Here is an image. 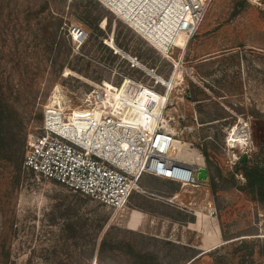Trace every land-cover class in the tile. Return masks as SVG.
<instances>
[{
    "label": "rangeland",
    "instance_id": "374dc122",
    "mask_svg": "<svg viewBox=\"0 0 264 264\" xmlns=\"http://www.w3.org/2000/svg\"><path fill=\"white\" fill-rule=\"evenodd\" d=\"M204 2L197 31L162 48L100 0H0L1 106L24 143L23 160L0 155V264H264V201L235 171L244 154L264 163V0ZM103 81L175 132V156L207 169L201 187L144 175L113 214L24 166L46 107L68 114ZM96 231L108 247L90 255Z\"/></svg>",
    "mask_w": 264,
    "mask_h": 264
},
{
    "label": "built area",
    "instance_id": "2783aa9c",
    "mask_svg": "<svg viewBox=\"0 0 264 264\" xmlns=\"http://www.w3.org/2000/svg\"><path fill=\"white\" fill-rule=\"evenodd\" d=\"M100 1L129 23L126 16L133 0ZM204 1L165 0L163 14H169L176 36L168 43L197 31L206 13ZM153 21L164 23L162 15H155ZM75 31L77 36L82 34L80 28L73 26V37ZM129 82L127 89L131 93L144 86ZM104 83L86 94L85 106L73 108L68 114L63 109L46 107L43 133L29 143L24 166L91 198L113 214L119 213L140 189L144 175L201 187L197 177L199 164L194 159L181 160L174 154L175 132L152 118L146 124L136 119L128 106L118 102L115 89ZM74 117L80 118L78 126L72 123Z\"/></svg>",
    "mask_w": 264,
    "mask_h": 264
},
{
    "label": "trees",
    "instance_id": "16d2710c",
    "mask_svg": "<svg viewBox=\"0 0 264 264\" xmlns=\"http://www.w3.org/2000/svg\"><path fill=\"white\" fill-rule=\"evenodd\" d=\"M95 20H99V18H95ZM60 55L61 52L57 50V53L54 56L60 57ZM56 57L52 59V62L57 65H61ZM155 101L157 102V98ZM15 114V111L10 108L7 103H5L2 107L0 100V155L11 162L23 160L24 153L23 134L21 129L22 121L17 118ZM201 154L206 155V152L202 151ZM21 164L22 161L19 162V164L17 163L19 167ZM236 164L235 171H240L245 177V185L243 188L249 189L250 192L255 193L260 200L264 201V163L255 161H239ZM65 230L66 229H64V231ZM96 235L97 231L94 232L92 241L90 240V255L93 254L95 246H97V252L99 253L103 252L108 247L107 237H104L98 243ZM66 237L68 236L66 235Z\"/></svg>",
    "mask_w": 264,
    "mask_h": 264
},
{
    "label": "bare ground",
    "instance_id": "6f19581e",
    "mask_svg": "<svg viewBox=\"0 0 264 264\" xmlns=\"http://www.w3.org/2000/svg\"><path fill=\"white\" fill-rule=\"evenodd\" d=\"M164 3L165 0H133V6L128 8V15L126 16L130 20V26H133L137 31L143 32L146 36L150 37L157 46H161L162 48L166 47L169 41L176 38L173 34L174 32H172V24L168 20L169 14H163ZM155 15H162L164 23L159 24L158 21L154 22L153 19H155ZM75 34L78 35V32L75 31ZM54 97L57 99V102H59L58 95H55ZM54 103L56 104V100ZM133 116L135 115L133 114ZM79 119L80 118L78 117H74L72 123L78 126ZM136 119L144 122V124L147 123L139 117H136ZM83 127L84 126H82V128ZM240 132L241 131L238 132L234 129V132L230 137V141L236 143L238 146L245 145L246 143L244 140V134H241ZM165 179L178 183L170 178Z\"/></svg>",
    "mask_w": 264,
    "mask_h": 264
},
{
    "label": "water",
    "instance_id": "95a60500",
    "mask_svg": "<svg viewBox=\"0 0 264 264\" xmlns=\"http://www.w3.org/2000/svg\"><path fill=\"white\" fill-rule=\"evenodd\" d=\"M246 158H247V155L244 154L241 158V161L245 162ZM197 177L199 180H206L208 178L207 169L205 167H200L198 169Z\"/></svg>",
    "mask_w": 264,
    "mask_h": 264
}]
</instances>
